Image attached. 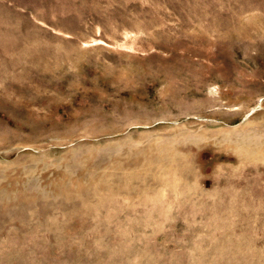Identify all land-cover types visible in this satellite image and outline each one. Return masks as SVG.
Returning <instances> with one entry per match:
<instances>
[{
  "label": "rangeland",
  "instance_id": "obj_1",
  "mask_svg": "<svg viewBox=\"0 0 264 264\" xmlns=\"http://www.w3.org/2000/svg\"><path fill=\"white\" fill-rule=\"evenodd\" d=\"M0 264H264V0H0Z\"/></svg>",
  "mask_w": 264,
  "mask_h": 264
}]
</instances>
